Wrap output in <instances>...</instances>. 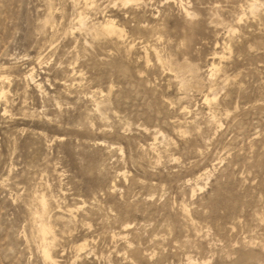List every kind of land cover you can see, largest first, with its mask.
<instances>
[{
    "label": "rangeland",
    "instance_id": "rangeland-1",
    "mask_svg": "<svg viewBox=\"0 0 264 264\" xmlns=\"http://www.w3.org/2000/svg\"><path fill=\"white\" fill-rule=\"evenodd\" d=\"M87 1L0 0V264H264V0Z\"/></svg>",
    "mask_w": 264,
    "mask_h": 264
},
{
    "label": "bare ground",
    "instance_id": "bare-ground-1",
    "mask_svg": "<svg viewBox=\"0 0 264 264\" xmlns=\"http://www.w3.org/2000/svg\"><path fill=\"white\" fill-rule=\"evenodd\" d=\"M90 1V0H89ZM89 1H87V3L89 2ZM136 1H142V0H126V2L127 3H135ZM166 1H168V0H166ZM257 1L258 0H254L253 2H250V3H252L249 7V9L251 10V14L252 13H256L258 10H259V8H257ZM146 2V1H145ZM76 3V2H75ZM91 5V4H90ZM92 5H93V3H92ZM124 6V5H123ZM90 8V7H89ZM249 10V11H250ZM184 11H185V13L188 15V16H191V15H193V13H190L189 11H187V10H185L184 9ZM79 12V11H78ZM78 14H80V13H78ZM76 15V14H75ZM84 15V14H83ZM86 15V14H85ZM79 17H80V15H79ZM84 17V16H83ZM77 18V17H76ZM85 18V17H84ZM88 18V17H87ZM86 19V18H85ZM84 20V19H83ZM79 24L80 25H83V23H86V21L85 22H82V18L80 17L79 18ZM103 21V20H102ZM215 22H217V21H215ZM139 24V23H138ZM137 24V25H138ZM141 24V23H140ZM79 25V26H80ZM102 26V25H101ZM83 27H84V25H83ZM156 27V26H155ZM81 28H82V26H81ZM86 28H88V27H86ZM117 28H119V27H117ZM117 28L114 26V22L112 21V20H107L106 21V23L104 24V26H103V30L109 35V37H110V35L111 34H113V33H115V32H117ZM161 28V27H160ZM159 28V29H160ZM79 29V28H78ZM95 29V28H94ZM119 29H121V28H119ZM141 29V28H140ZM158 29V28H157ZM81 30V29H80ZM96 30H97V28H96ZM101 30V29H100ZM143 30V29H142ZM121 33H122V30H119ZM81 32V31H80ZM104 32V33H105ZM144 32V31H143ZM87 33V32H86ZM90 33H92V31L90 32ZM103 33V32H102ZM95 34V33H94ZM160 34V33H159ZM114 35V34H113ZM158 35V34H157ZM157 35H155V36H157ZM97 37V36H96ZM124 37H125V33H124ZM119 38V37H118ZM121 38V37H120ZM121 39H123V38H121ZM157 41V40H156ZM134 43V42H133ZM154 44V43H153ZM145 45V44H144ZM131 46V45H130ZM148 45H146V47H147ZM146 47H144V48H146ZM222 48V47H221ZM151 49H153V48H151ZM158 50V49H157ZM155 51V50H154ZM160 51V50H159ZM215 52V51H214ZM225 52V51H224ZM221 53V52H220ZM158 54V53H157ZM156 54V55H157ZM223 54V53H222ZM222 54H219V53H213V55H215V59H219V60H222L223 59V57H225V56H221ZM158 56H159V54H158ZM157 56V57H158ZM169 57V56H168ZM159 58V60H161V57H158ZM170 58V57H169ZM147 59V58H146ZM212 59V58H211ZM226 59V58H225ZM226 61V60H225ZM214 62V61H213ZM164 64V63H163ZM162 65V64H161ZM173 65V64H172ZM170 66V65H169ZM165 67V66H164ZM171 67V66H170ZM170 67H168L169 69H170ZM215 67H217V66H215ZM162 68V67H161ZM166 68V67H165ZM167 68V69H168ZM173 68V67H172ZM171 68V69H172ZM211 68V67H210ZM214 68V67H213ZM170 69V70H171ZM174 69V68H173ZM181 69V68H180ZM184 69V68H183ZM215 70V69H214ZM177 71V70H176ZM1 72V71H0ZM171 72V71H170ZM214 72V71H213ZM212 72V73H213ZM6 73V72H5ZM184 73V72H183ZM209 73H210V71H209ZM216 73V72H215ZM28 74H30V73H28ZM79 74V73H78ZM214 74V73H213ZM33 75V74H32ZM6 76V75H5ZM29 77H31V75H29L28 76V78ZM27 78V77H26ZM33 78V77H32ZM32 78H30V79H32ZM178 78V77H177ZM209 79V78H208ZM5 81V80H4ZM30 81H32V80H30ZM202 81V80H201ZM207 81H209V80H207ZM35 84V83H34ZM181 84V83H180ZM193 84V83H192ZM224 85H225V82H224ZM39 86V85H38ZM37 86V87H38ZM182 86V85H181ZM36 87V86H35ZM36 87V88H37ZM198 87V86H197ZM202 87V86H201ZM39 88V87H38ZM182 89V88H181ZM198 89V88H197ZM199 89H200V87H199ZM210 89V88H209ZM211 90V89H210ZM7 91V90H6ZM5 91V92H6ZM97 92V91H96ZM100 92V91H99ZM211 92V91H210ZM214 92V91H213ZM212 92V93H213ZM217 92V91H216ZM209 93V92H208ZM208 93H207V95H208ZM215 93V92H214ZM1 94H3V92L1 93ZM0 94V95H1ZM91 94H93V93H91ZM97 94V93H96ZM101 94V93H100ZM210 94V93H209ZM217 95L218 94H213V99L214 100H216V98H217ZM2 96V95H1ZM96 96V95H95ZM205 96V95H204ZM5 97V96H4ZM206 97V96H205ZM204 97V99L206 100V101H208V97H206L205 98ZM95 98V97H94ZM91 99H92V96H91ZM101 100V99H100ZM204 100V101H205ZM102 102V101H101ZM103 103V102H102ZM108 103V102H107ZM93 105H97V104H95V103H93ZM183 107V106H182ZM96 109V108H95ZM184 109H186L187 110V108H184ZM97 110V109H96ZM98 111V110H97ZM96 111V112H97ZM102 117V116H101ZM214 117V116H213ZM209 118V117H208ZM211 119H212V116L210 117ZM214 119V118H213ZM178 121H180V120H178ZM213 121H215V120H213ZM217 121V120H216ZM181 122V121H180ZM180 122H178V125H180L179 123ZM211 122H212V120H211ZM216 123V122H215ZM176 124V123H175ZM216 124H218V123H216ZM220 124V123H219ZM218 124V126L220 127V125ZM177 125V126H178ZM183 125V124H182ZM222 127V126H221ZM196 128H198V127H196ZM199 129V128H198ZM198 131V130H197ZM156 133H158L159 131H155ZM154 132V133H155ZM182 133V132H181ZM161 135H163V134H161V132H160V136ZM155 137H156V135H155ZM161 137H164V136H161ZM154 141H155V138L153 139ZM151 144H153V143H151ZM155 144V143H154ZM152 146V145H151ZM122 151V150H121ZM209 172V171H208ZM205 173V172H204ZM120 174H122V173H120ZM210 174V173H209ZM210 176V175H209ZM209 178V177H208ZM207 178V180L206 181H208L209 179ZM197 184V183H196ZM208 184L207 183H205V185L204 186H199V190H203L206 186H207ZM197 187H198V185H196ZM197 190H198V188H197ZM193 192V191H192ZM194 193V192H193ZM37 199V198H36ZM42 199V198H41ZM40 202V201H39ZM41 206H42V208L43 209H45V211H46V204L42 201V203H41ZM58 210V209H57ZM59 211H61V210H59ZM35 213V212H34ZM63 213V212H62ZM44 214V213H43ZM261 215V214H260ZM36 216V215H35ZM256 216V215H255ZM258 216V215H257ZM34 217V216H33ZM259 217V216H258ZM39 218V217H38ZM38 218H37V220H38ZM255 218V217H254ZM260 218V217H259ZM262 218V217H261ZM261 220V219H260ZM36 220H34V222H35ZM260 222V221H259ZM130 226V224H128L126 227H127V229H128V227ZM198 229V228H197ZM200 230V229H199ZM39 231H40V233H41V237L43 238V239H46L47 238V236L48 235H50L51 233H52V227H51V225H48L47 223H41V225H40V227H39ZM200 232V231H199ZM253 239V238H252ZM252 239H250V240H252ZM245 240V239H244ZM249 240V241H250ZM42 241V240H41ZM46 241V240H45ZM248 241V242H249ZM253 241H255V240H253ZM43 242V241H42ZM83 243V242H82ZM86 243V242H85ZM260 245H261V243H259ZM48 245V244H47ZM257 245H258V243H257ZM87 246V245H86ZM262 246V245H261ZM260 246V247H261ZM76 247V246H75ZM47 248V247H46ZM80 250H83L84 248H85V244H81V245H79V247H78ZM263 249V248H262ZM74 253H76V252H74ZM91 253V252H90ZM246 253H247V251H246ZM252 253V252H251ZM42 254V253H41ZM250 253H248V255H249ZM253 254H254V252H253ZM45 258L46 259H49V260H51L52 258H51V255H50V253L49 252H45ZM79 255V254H78ZM82 256V255H81ZM262 256V255H261ZM227 257V256H226ZM247 257V256H246ZM256 257V258H255ZM255 259H257V260H259L258 258H257V256L255 255ZM80 258V257H79ZM239 258V257H238ZM249 258H251V257H249ZM253 258V257H252ZM262 258V257H261ZM223 259V258H222ZM248 259V258H247ZM202 260H204V259H202ZM196 261V260H195ZM209 261V260H208ZM208 261H203L202 263H200V264H209V262ZM237 261V260H236ZM188 264H195V262L192 260V258L191 257H188ZM238 264V263H237Z\"/></svg>",
    "mask_w": 264,
    "mask_h": 264
}]
</instances>
